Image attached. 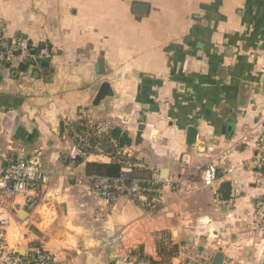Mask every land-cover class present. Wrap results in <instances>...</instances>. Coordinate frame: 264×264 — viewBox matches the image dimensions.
Masks as SVG:
<instances>
[{"label":"crops","instance_id":"crops-1","mask_svg":"<svg viewBox=\"0 0 264 264\" xmlns=\"http://www.w3.org/2000/svg\"><path fill=\"white\" fill-rule=\"evenodd\" d=\"M0 22L7 41L48 54L0 70V150L40 149L49 177L32 210L23 195L8 202L10 249L53 264H211L218 252L223 263L264 264L253 220L264 176L241 141L264 131V0H0ZM104 84L109 96L94 106ZM86 110L129 141L73 163L72 125L85 126ZM126 158L147 165L138 177L156 171L163 182L148 207L90 191L88 164ZM209 162L214 189L201 180Z\"/></svg>","mask_w":264,"mask_h":264},{"label":"built area","instance_id":"built-area-1","mask_svg":"<svg viewBox=\"0 0 264 264\" xmlns=\"http://www.w3.org/2000/svg\"><path fill=\"white\" fill-rule=\"evenodd\" d=\"M4 26L0 22V70L6 68L7 64L17 61L23 63L26 60L37 61L48 56L46 50L40 51L36 56L31 53L30 45L25 39L9 40L4 38ZM84 125L96 136L106 137L116 147L115 140L110 132L114 128L108 121H99L94 118L90 110L81 113ZM76 142L71 143L68 150V158L71 162L85 163L91 157L109 156L104 147L91 145L87 139L76 129H72ZM243 144L252 143L257 155L254 166L259 170L257 176H264V131L248 133L241 139ZM121 151L120 149H117ZM42 152L34 149L30 154H11L8 150H0V263L1 264H53L55 259L52 255L40 250L34 252L27 258H21L16 250L10 249L8 245V229L13 221V215L8 207V202L15 197L23 195L24 206L32 210L35 206L34 197L42 185H46L49 177L43 170ZM115 160V159H114ZM120 165V172L117 177L108 178L91 175L90 191L97 197L103 199L107 204L113 205L118 196L133 200L143 206H149L148 194L152 191L160 192L158 185L163 183L156 171L150 173V178L142 179L135 175V170L148 172V167L142 162L133 161L129 158L116 160ZM218 173L215 163L209 162L202 170L201 180L205 187L214 189L218 181ZM171 184L170 181H164ZM214 202L223 203L216 191H214ZM161 199V198H159ZM256 227L264 226V201L259 200L255 204L253 217ZM180 258L179 264H209L204 261L191 258ZM223 264H234L232 261Z\"/></svg>","mask_w":264,"mask_h":264},{"label":"trees","instance_id":"trees-1","mask_svg":"<svg viewBox=\"0 0 264 264\" xmlns=\"http://www.w3.org/2000/svg\"><path fill=\"white\" fill-rule=\"evenodd\" d=\"M72 126L74 128L76 127V129L81 133L82 136H84L87 139V141L91 145L101 144L104 147V149H106L107 151H112V152L114 151V153L116 149L122 148L129 141L127 136L115 127L111 130L110 135L115 140L116 147L113 146L112 143H109L106 137L94 135L92 131L85 126L82 125H78V126L72 125ZM118 156L116 157L118 158ZM120 168L121 165L117 161L111 162L109 164L93 163L87 165V173L89 175L114 178L119 175Z\"/></svg>","mask_w":264,"mask_h":264},{"label":"water","instance_id":"water-1","mask_svg":"<svg viewBox=\"0 0 264 264\" xmlns=\"http://www.w3.org/2000/svg\"><path fill=\"white\" fill-rule=\"evenodd\" d=\"M108 88V85L107 84H104L102 86V88L100 89L99 93L97 94V97L95 99V102H94V106H97L98 103L104 99L105 97L109 96V93L106 92V89ZM193 133V129L190 130V134ZM220 190H221V193H222V198L224 200H227L229 199L230 197V183L229 182H224L222 183V185L220 186ZM211 264H223V254L218 252L214 255L212 261H211Z\"/></svg>","mask_w":264,"mask_h":264},{"label":"rangeland","instance_id":"rangeland-1","mask_svg":"<svg viewBox=\"0 0 264 264\" xmlns=\"http://www.w3.org/2000/svg\"><path fill=\"white\" fill-rule=\"evenodd\" d=\"M8 204V203H7Z\"/></svg>","mask_w":264,"mask_h":264}]
</instances>
